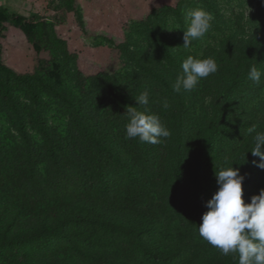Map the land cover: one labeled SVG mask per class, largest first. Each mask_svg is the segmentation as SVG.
Segmentation results:
<instances>
[{"label": "rangeland", "instance_id": "1", "mask_svg": "<svg viewBox=\"0 0 264 264\" xmlns=\"http://www.w3.org/2000/svg\"><path fill=\"white\" fill-rule=\"evenodd\" d=\"M208 1L212 8L201 0H0L6 25L0 34V65L14 73L5 76L0 69V180L9 195L42 200L50 193L70 192L80 179L88 178L90 156L81 133L82 116H86L103 129L105 141L110 138L130 151L141 173L139 184L131 185L120 180L122 174L115 165L107 167L110 177L119 181L116 200L148 214L166 230L167 243L200 241L196 223L202 222L208 210L206 202L218 190L215 174L231 166L238 169L243 154L254 142L251 137L255 133L247 130L252 125L258 128L264 119V88L252 95L231 94L240 106L230 113L244 126L237 135L218 140L214 150L205 155L207 187L193 199L185 180L174 190L159 174V161L165 154H174L176 143L172 140L181 128L176 123L177 110L170 109L165 91L136 63L148 60L156 64V58L166 62L164 46L200 59L230 43L243 42L257 28L264 7V0ZM148 7L155 10L143 14ZM194 9L211 14V28L184 48L183 31L190 22L188 13ZM31 18L33 22H26ZM118 19L121 21L115 25ZM85 25L88 31L83 30ZM23 29L29 31L28 38ZM145 90L149 92V104L140 105L141 111L147 109L149 114L158 115L170 131L168 138L152 144L155 149L151 157L143 156L137 139H126L128 119L124 114L128 106L121 99L127 94L136 98ZM216 91L199 89L187 99L192 118L189 137L179 144L185 155L197 145L199 125L206 126L212 112L224 103L223 89ZM3 92L9 98L5 99ZM180 117L184 124L187 116ZM36 119L45 124L50 138L67 143V155H46ZM19 121L29 138L28 162L23 160L25 150L16 131ZM152 161L156 164L150 170ZM262 189L264 176L258 174L250 182L249 191L243 192L245 203ZM188 256L189 252L183 258Z\"/></svg>", "mask_w": 264, "mask_h": 264}, {"label": "trees", "instance_id": "2", "mask_svg": "<svg viewBox=\"0 0 264 264\" xmlns=\"http://www.w3.org/2000/svg\"><path fill=\"white\" fill-rule=\"evenodd\" d=\"M201 1L212 8L208 0ZM149 9L144 10L143 14L155 10L154 7ZM4 20V11L0 9V34L6 28ZM33 20L31 18L26 22ZM258 20L257 28L245 41L230 43L221 51L209 52L200 58H213L218 71L201 79L191 95L192 90H173L176 77L182 72L181 63L188 57L183 51L175 52L171 47L164 46L162 50L166 62L156 58V64L148 63V60L136 63L141 71L152 78L155 85L165 91L170 109L177 110L176 123L181 128L175 132L172 140L176 143L174 154H165L159 161V174L170 182L174 190L185 180L193 199H197L207 187L205 155L214 150L218 140L237 135L244 126L243 121L230 113L240 106L231 94L241 92L252 95L264 88V75L261 76L260 84L248 78L249 69L253 65L264 73V7ZM120 21L118 19L115 25ZM82 28H85L84 31L89 30L87 25ZM22 32L28 38L29 31L23 29ZM65 41L70 46L69 39L65 38ZM0 69L5 76H14L13 71L6 66L0 65ZM219 88L223 89L224 103L212 112L206 126L199 125L196 130L199 134L197 145L191 154L185 155L179 144L182 139L189 137L192 118L188 115L187 99L199 89L217 92ZM3 97L9 98L6 92H3ZM121 99L128 107H136L137 111L143 112L132 94L123 95ZM182 114L187 116L184 124L180 117ZM36 121L38 123H34L43 137L46 155L49 158H55L57 154L67 155V143L53 137L51 139L45 124ZM82 122L81 133L89 150L91 168L87 173L88 178L80 179L81 183L75 189L65 193H50L42 200L31 201L20 196H10L0 180V264H238L236 254L224 256L203 239L191 244L167 243L166 230L148 214L120 204L116 200L119 181L110 177L107 167L115 165L124 183L139 184L141 173L136 160L119 143L110 138L105 141L103 129L92 124L88 117L82 116ZM16 124V131L25 150L23 160L28 162L29 138L23 123L19 121ZM256 130L264 132V119ZM138 143L143 156L151 157L154 145L139 140ZM253 147L254 142L248 146V153L243 154L238 168L239 174L244 177V193L249 191L250 182L258 174L264 176V169L257 167L261 162L260 157L249 152ZM68 150L73 154V149ZM261 151L264 152V146ZM155 164V161L150 163V170ZM26 173L29 178L32 177L29 170ZM199 225L196 223V230ZM187 252L189 256L183 258Z\"/></svg>", "mask_w": 264, "mask_h": 264}, {"label": "clouds", "instance_id": "3", "mask_svg": "<svg viewBox=\"0 0 264 264\" xmlns=\"http://www.w3.org/2000/svg\"><path fill=\"white\" fill-rule=\"evenodd\" d=\"M189 25L183 36V47L189 48L193 40L203 38L211 28L212 16L203 9H194L188 13ZM182 72L176 77L173 90L180 92L193 90L201 79L218 71V65L211 57L197 59L188 56L181 63ZM264 75L256 66H251L248 78L260 84ZM139 105L149 104V92L143 91L135 98ZM165 107L167 105L165 104ZM128 123L125 125L126 139H137L141 143L157 144L160 138H168L170 131L161 123L158 115L148 110L139 112L136 107H127ZM255 133L253 156L260 157L257 167L264 169V132H258L256 126L248 128ZM248 153V152H246ZM245 153V154H246ZM218 190L206 202L207 211L202 215L198 227L199 236L222 255L236 254L238 264H264V189L253 195L250 202L243 199V176L232 166L221 169L215 174Z\"/></svg>", "mask_w": 264, "mask_h": 264}]
</instances>
